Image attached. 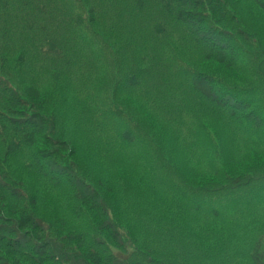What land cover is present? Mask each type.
<instances>
[{
	"label": "trees",
	"instance_id": "16d2710c",
	"mask_svg": "<svg viewBox=\"0 0 264 264\" xmlns=\"http://www.w3.org/2000/svg\"><path fill=\"white\" fill-rule=\"evenodd\" d=\"M33 9L0 0V264H239L264 236V0H56L48 38Z\"/></svg>",
	"mask_w": 264,
	"mask_h": 264
},
{
	"label": "rangeland",
	"instance_id": "374dc122",
	"mask_svg": "<svg viewBox=\"0 0 264 264\" xmlns=\"http://www.w3.org/2000/svg\"><path fill=\"white\" fill-rule=\"evenodd\" d=\"M28 1L30 2L31 0H28ZM32 2H33V8H34V9H33V12H32L33 15L36 14L38 11L40 12V11L45 10V11L47 12V17H48V18H45V21L38 22V23H39L38 25H39V27H40L41 29L43 28V30L45 31V36H47V38H48V37H52L51 32H52L53 27L55 26V21H56V19L53 18L54 15L52 14L51 9H50V2L52 3V5H53L54 7H56V0H32ZM43 6H45V8H44ZM39 12H38V13H39ZM74 12H75V10L70 9L69 14L74 13ZM38 13H37V16H36V18H35V17H33V16L31 15V11H29V12H28V16H29L30 20H31V19H36V21H39L38 18H39L40 16L38 15ZM57 13H60V14L66 16V15L68 14V12H67V8L61 6V8L58 10ZM44 14H45V13H44ZM69 14H68V15H69ZM68 15H67V16H68ZM36 23H37V22H36ZM54 36H55V35H54ZM55 37H56V36H55ZM258 245H259V246H264V236L256 235V237L253 238V239L250 241V246H248L249 248H247V250L245 251V253H244V255H243V259H242L241 262H239V264H250L251 261L249 260V255H250V253L252 252L251 250H252L254 247L258 246ZM151 264H152V263H151Z\"/></svg>",
	"mask_w": 264,
	"mask_h": 264
}]
</instances>
